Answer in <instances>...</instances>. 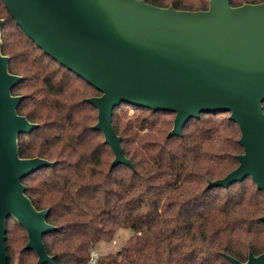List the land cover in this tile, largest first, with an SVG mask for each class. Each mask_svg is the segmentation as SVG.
<instances>
[{"label": "trees", "instance_id": "1", "mask_svg": "<svg viewBox=\"0 0 264 264\" xmlns=\"http://www.w3.org/2000/svg\"><path fill=\"white\" fill-rule=\"evenodd\" d=\"M159 7L205 10L209 0H145ZM232 6L264 0H229ZM1 51L9 71L22 76L12 94L22 95L18 113L39 126L19 136L23 158L54 162L23 179L37 209H49L57 230L44 235L54 256L46 264H88L101 242L119 229L132 234L121 249L95 264H231L264 250V193L250 177L227 187H207L234 169L243 152L238 125L229 112L190 118L179 136H167L174 113L127 103L114 107L112 125L133 168H110L113 152L94 129L99 91L45 54L0 0ZM133 109V117L117 113ZM136 112V113H135ZM264 112V102H263ZM7 220L8 264H37L26 248V229Z\"/></svg>", "mask_w": 264, "mask_h": 264}, {"label": "water", "instance_id": "2", "mask_svg": "<svg viewBox=\"0 0 264 264\" xmlns=\"http://www.w3.org/2000/svg\"><path fill=\"white\" fill-rule=\"evenodd\" d=\"M16 23L45 54L85 80L100 95L87 98L97 110L94 129L113 152L110 168L125 164L121 138L112 125L124 102L174 113L167 136H179L190 118L229 112L240 131L237 166L207 187H227L250 177L264 193V1L232 6L209 0L205 10L159 7L145 0H3ZM0 19V264H8L7 220L28 235L37 264L52 263L44 235L57 230L49 209H37L24 177L54 162L23 158L19 136L39 125L18 113L22 95L12 89L22 76L9 71L1 51ZM264 221V213L260 216ZM231 264H264V250Z\"/></svg>", "mask_w": 264, "mask_h": 264}, {"label": "rangeland", "instance_id": "3", "mask_svg": "<svg viewBox=\"0 0 264 264\" xmlns=\"http://www.w3.org/2000/svg\"><path fill=\"white\" fill-rule=\"evenodd\" d=\"M117 113L125 115L124 118L126 120L129 117H133L134 115L133 109L127 106H120L119 109H117ZM14 219H11L10 223H13ZM131 234L132 232L129 229H119L112 241L99 243L94 251L100 255L106 254L108 252H116L117 250L121 249V247L124 245L125 241ZM113 241H115V243Z\"/></svg>", "mask_w": 264, "mask_h": 264}, {"label": "built area", "instance_id": "4", "mask_svg": "<svg viewBox=\"0 0 264 264\" xmlns=\"http://www.w3.org/2000/svg\"><path fill=\"white\" fill-rule=\"evenodd\" d=\"M115 243V241H113ZM100 254L96 253L94 250L90 253V257L88 260V264H95L97 262L98 257Z\"/></svg>", "mask_w": 264, "mask_h": 264}]
</instances>
